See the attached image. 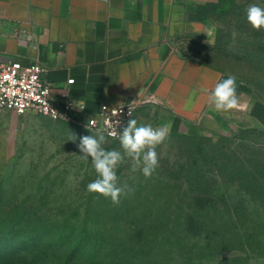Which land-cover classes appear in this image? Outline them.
<instances>
[{
	"label": "crops",
	"instance_id": "0c3cea01",
	"mask_svg": "<svg viewBox=\"0 0 264 264\" xmlns=\"http://www.w3.org/2000/svg\"><path fill=\"white\" fill-rule=\"evenodd\" d=\"M214 2L0 0V61L42 64L51 103L72 124L104 104L136 101L133 118L154 127L170 123L177 134L264 127V103L238 79L236 109L222 113L208 104L229 73L203 60L207 24L192 17Z\"/></svg>",
	"mask_w": 264,
	"mask_h": 264
},
{
	"label": "rangeland",
	"instance_id": "374dc122",
	"mask_svg": "<svg viewBox=\"0 0 264 264\" xmlns=\"http://www.w3.org/2000/svg\"><path fill=\"white\" fill-rule=\"evenodd\" d=\"M253 3L264 7V0H226L222 3L207 23V49L202 53L205 60L210 58L209 61L218 54L225 59L224 66L228 70L247 79L254 78L253 74L264 77L262 66H257L264 65V28L257 30L246 19V9ZM263 84L257 83L260 87ZM260 94L264 98V91ZM239 130L224 134L233 142L227 146L230 154L226 145L222 146L221 153L247 158L244 154L247 149L238 148L239 144H244L249 151L264 157V127L245 135ZM175 134L170 132L164 143L157 146L159 164L152 176L146 178L139 171L133 172L130 160L117 168L118 185H127L133 191L121 195L119 203L114 204L110 198L86 190L96 173L90 161L80 158L77 143L80 137L94 134L79 125L33 112L24 115L0 113V264H9V256L18 253L27 257L33 252H38L37 255L44 252L53 260L60 259L74 229L84 225L145 226L155 220L165 221L163 217L147 216L148 213L154 214L166 207L172 209L176 204L186 209V198L181 197L183 201L177 203L164 196L156 198V194L167 189L170 190L165 196L169 198L186 193L185 185L179 189L171 181L170 170L185 164L188 159L193 160L192 153L213 147L217 139L210 137L211 144L190 146V141ZM72 136L77 138L76 141L70 140ZM103 146L120 148L118 139L107 137ZM213 182V195L218 194V200L212 199L217 208L222 211V198H227L231 209L242 202L247 208V225L257 226L261 222L262 218L257 214L259 209L249 203L237 185L225 184L217 177ZM197 204L202 205V201ZM220 221L226 227L227 222ZM45 240L51 243L41 248L40 244ZM187 240L179 247L161 236L140 241L139 245L143 246L144 252H149V259L155 260V264H229L233 258V253L228 252L198 253L195 239L188 237ZM241 264H264V260H256L252 255L243 257Z\"/></svg>",
	"mask_w": 264,
	"mask_h": 264
},
{
	"label": "trees",
	"instance_id": "16d2710c",
	"mask_svg": "<svg viewBox=\"0 0 264 264\" xmlns=\"http://www.w3.org/2000/svg\"><path fill=\"white\" fill-rule=\"evenodd\" d=\"M225 2L226 0H216L214 3L201 5L192 18L207 24ZM206 49L207 46H204L202 53H205ZM203 60L250 86L255 96L264 103V98H261L260 94L264 91V86L257 85L258 82L264 83V77L260 78L255 74L252 75L254 78L248 79L245 76H238L224 66L225 59L218 54L211 61H209L210 58L206 61L204 57ZM257 66H262L261 69L264 70L263 64ZM254 129H240L239 132L242 135L252 134ZM175 136L187 139L190 141V146L196 143L211 144L210 137L217 139L213 147L192 153L190 156L194 157L193 160L188 159L185 164L170 170L171 181L176 183L179 189L185 185L186 193L169 198L165 196V193L170 190L167 189L156 194V198L164 196L166 200H176L177 203L183 201L181 197H184L188 202L186 209L176 204L172 209L166 207L156 210L155 213L152 212L154 214L148 213L147 216L153 215L156 219L163 217L165 221L155 220L145 226L135 224L107 228L84 225L74 229L72 236L70 235V241H67L65 249L63 248L60 259L53 260L49 258L48 253L44 252L43 255L33 252L27 257L20 256L22 254L18 253L9 256V264H155L156 261L149 259V252H144L143 246L139 243L161 236H166L173 245L179 247L187 243L188 237L194 238L195 251L198 253H233L229 264H241L243 257L249 258L252 255L256 260H264V157L261 156L262 154L249 151L244 144H239L238 148L247 149L244 151L247 158L231 157L221 153L224 148L222 146L226 145L225 149L229 150L230 154V147L227 146L233 142L232 138L225 137L223 134L204 136L209 138L177 133ZM215 177L224 181L225 184L237 185L243 195L248 198L249 203L259 209L257 214L262 219L257 226L247 225L249 223L246 217L247 208L242 202L234 204L231 209L227 198H222V211L214 205L212 198L218 200V194L213 195ZM172 196L175 195L172 194ZM200 201L202 205L197 204ZM220 219L227 222L225 223L227 228L221 224ZM49 243L51 242L45 240L40 246L42 248Z\"/></svg>",
	"mask_w": 264,
	"mask_h": 264
},
{
	"label": "clouds",
	"instance_id": "9594fccd",
	"mask_svg": "<svg viewBox=\"0 0 264 264\" xmlns=\"http://www.w3.org/2000/svg\"><path fill=\"white\" fill-rule=\"evenodd\" d=\"M246 19L253 28H264V7L250 4L246 9ZM191 103L192 99L189 97L186 107ZM208 104L222 113L236 109L239 106L236 77L228 74L216 83L208 94ZM120 123L115 128L109 125L105 130L107 136L118 137L119 149H106L103 146L104 134L85 135L77 143L80 158L90 161L96 173L95 179L87 184L86 190L110 198L114 204L119 203L121 195L133 191L127 185H118L117 168L130 160L133 172L139 171L146 178L152 176L159 164L157 146L164 143L171 129L170 123L154 127L130 118L118 131L117 126ZM76 139L72 136L70 140Z\"/></svg>",
	"mask_w": 264,
	"mask_h": 264
},
{
	"label": "built area",
	"instance_id": "2783aa9c",
	"mask_svg": "<svg viewBox=\"0 0 264 264\" xmlns=\"http://www.w3.org/2000/svg\"><path fill=\"white\" fill-rule=\"evenodd\" d=\"M67 83L72 84L73 80H68ZM51 94L52 86L45 79V68L42 64L35 62L22 66L16 61H0V113L24 115L33 112L52 120L68 121L66 116L53 107ZM138 107L136 101L121 106L104 104L97 114L90 116L79 126L91 134H104L109 139H118L107 136L106 128L109 125L115 128L121 122L117 126L119 131L135 116Z\"/></svg>",
	"mask_w": 264,
	"mask_h": 264
}]
</instances>
